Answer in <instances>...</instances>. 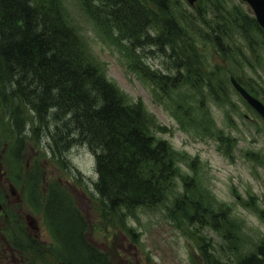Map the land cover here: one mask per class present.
<instances>
[{
	"label": "trees",
	"instance_id": "16d2710c",
	"mask_svg": "<svg viewBox=\"0 0 264 264\" xmlns=\"http://www.w3.org/2000/svg\"><path fill=\"white\" fill-rule=\"evenodd\" d=\"M79 2L105 39L123 48L131 69L157 90L170 88L184 111L193 107L188 99L206 91L227 99L229 78L219 79L224 65L243 67L248 55L259 56L264 49V29L250 10L231 0H200L194 8L183 0ZM75 26L63 0H0V106L16 139V154L31 136L60 162L73 146H86L95 155L94 189L105 214L122 219L137 208L158 207L173 189L181 157L154 136L156 121L145 106L130 103L107 79ZM145 48H157L162 70L142 61L136 50ZM213 50L223 65L209 60ZM238 80L258 97L252 85ZM196 181L185 177V193L166 207L173 218L220 234L225 245L218 254L210 241L201 248L204 263L264 264V241L242 252L230 207L216 210L209 190L196 189ZM46 213L63 248L57 256L108 264L87 241L84 216L60 189H52ZM222 253L233 259H223Z\"/></svg>",
	"mask_w": 264,
	"mask_h": 264
},
{
	"label": "rangeland",
	"instance_id": "374dc122",
	"mask_svg": "<svg viewBox=\"0 0 264 264\" xmlns=\"http://www.w3.org/2000/svg\"><path fill=\"white\" fill-rule=\"evenodd\" d=\"M231 2L249 9L239 0ZM63 3L89 52L105 71L107 79L120 88L130 103L141 102L145 106L156 121V126H151L154 136L166 141L178 156H181L176 165L178 171L173 189L164 203L153 209H137L131 215L123 213L122 219L105 214L97 194L91 189H94L97 174L95 155L88 147L76 145L64 155L68 156V164L75 174L69 169L67 173L65 168L62 169L60 164H55L52 160L39 161L38 165L43 166L44 170L46 168L51 175L56 176L55 178L61 175L73 205L76 204L87 219L88 236L96 249L108 253V258L113 264H192V259L197 264L199 245L204 238L215 244V252L218 254L217 248L224 245L218 232L208 226L204 228L188 221L178 223L177 219L168 213L166 205L171 206L176 196L185 193L184 178L190 175L197 180L196 189L200 190V186L209 190L216 210L222 209V206L230 207L231 222L242 236V252L252 250L264 240V221L257 211L264 210L262 118L239 96L230 81L226 84L227 99L214 97L206 91L199 96L195 95L198 96L196 99H188L193 107L191 111H184L178 95L170 88L160 87L157 91L156 87L131 69L123 48H118L105 39L102 31L88 18L79 0H63ZM205 51L209 54V49ZM136 53L153 69L162 70L164 62L157 48L138 49ZM248 57L250 61L241 66L242 68L240 65L232 66L231 62L229 68L224 65L225 73L220 75L219 79L224 76H237L243 83L252 85L264 102V49H261V55ZM209 60L223 65L214 50ZM192 95L194 94L188 93L189 97ZM6 123V115L0 106L1 189L6 186L3 185L4 177L14 181L11 173L17 168L18 183L23 184L24 171L30 157L48 156L38 145L35 136L27 137L20 147L19 154H16L17 142L7 130ZM15 156L24 157L18 161L19 158L16 159ZM34 161L35 159H32L30 162ZM71 173L74 177L77 175L78 179ZM21 183L16 184L18 192L23 187ZM250 195L255 196L256 210L253 203L248 201L251 200ZM38 196L41 197L40 194ZM22 204L25 213L31 217L34 215V219L41 224L39 238L45 245L56 243L52 231L42 221L43 212L30 213L31 205L26 196ZM17 214L21 217L19 210ZM24 221L27 228V221ZM0 223V230L6 232L9 225H6L3 218ZM29 233L36 234L33 229H28L26 236ZM56 248L55 245L54 253L49 252L52 255L47 256L50 260L45 261L46 264H62L63 261L56 254ZM9 255V252H4L0 243V264H9ZM17 256L19 257V254ZM225 256L226 259L231 258L230 261L233 259L231 254H223L224 258ZM12 260L17 264H25V260H15L14 257ZM37 262L40 263V260Z\"/></svg>",
	"mask_w": 264,
	"mask_h": 264
},
{
	"label": "water",
	"instance_id": "95a60500",
	"mask_svg": "<svg viewBox=\"0 0 264 264\" xmlns=\"http://www.w3.org/2000/svg\"><path fill=\"white\" fill-rule=\"evenodd\" d=\"M191 5L197 0H187ZM247 2L252 10L254 11L256 18L260 25L264 28V0H243ZM232 83L236 90L242 95V97L248 102L250 106L255 109L263 118H264V104L258 100L257 98L253 97L249 94L235 79L234 77L231 78ZM1 209V206H0Z\"/></svg>",
	"mask_w": 264,
	"mask_h": 264
},
{
	"label": "flooded vegetation",
	"instance_id": "af4514ba",
	"mask_svg": "<svg viewBox=\"0 0 264 264\" xmlns=\"http://www.w3.org/2000/svg\"><path fill=\"white\" fill-rule=\"evenodd\" d=\"M9 248V247H8ZM9 250V249H8ZM7 250L5 249L4 252H6ZM9 259H11V255H9ZM9 263L11 264L12 262L9 260Z\"/></svg>",
	"mask_w": 264,
	"mask_h": 264
}]
</instances>
